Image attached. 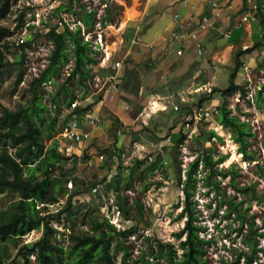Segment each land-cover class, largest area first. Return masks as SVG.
Returning <instances> with one entry per match:
<instances>
[{
	"label": "rangeland",
	"instance_id": "1",
	"mask_svg": "<svg viewBox=\"0 0 264 264\" xmlns=\"http://www.w3.org/2000/svg\"><path fill=\"white\" fill-rule=\"evenodd\" d=\"M169 1L72 0L71 8H69L68 3L70 0H16L11 7V12L6 18L1 20L2 24L8 25L12 31L14 30L12 33H17L20 27H16L18 22L16 17L20 13H22V18L28 20L30 23L35 22L36 25H39L45 19H47L48 23H52L55 19L54 17L60 12L66 14L67 18L70 19L77 18L82 12V7L86 10L89 8L95 9L93 23L88 26L90 31L89 36L94 38L97 32H101L104 49L102 47L101 51H90L91 55L95 56L97 60L89 64L93 76L87 79L89 84L88 90L85 92L81 91L82 88H77L72 78H70L69 85L74 91L79 93L80 101L83 100L82 103L90 102L94 108L98 107L100 119L102 120L101 126H94L92 129V126L87 124V129L91 130L89 131L92 135L86 141H74V139L72 140L69 137L63 136L64 127L61 126H64L65 121L61 116L66 109L64 107L65 97L63 95L64 88H62V84L66 76L65 73L70 70V67H62L60 74L55 76L57 81L54 82L55 89L51 86L52 90L57 89L58 91L57 108L60 107V114L55 126L53 138L59 139L60 147H67V150H65L66 154L71 150L77 151L80 155L83 153L85 156L97 155L100 152L105 154L106 158L101 161L102 163L99 164L96 161L92 165L86 164L85 159L79 156L74 170H70L67 175L77 176L84 180L85 185L88 186L91 180L94 182L98 172H101L103 176L107 177L102 182V194H105L107 203L111 201V198L115 201L116 190L107 185L108 181L114 175V169L110 171V157L108 152L105 151V147L113 146L116 141L117 146L120 147L126 138L128 140L130 139V143L126 145V149L119 153V160L115 166L118 173L127 172L128 165H136L135 160L137 158L143 159L147 158V154L151 155V159L147 158L148 161L145 160L139 167H135L127 188L121 182L119 183L118 191L120 194L127 196L128 203L133 206V200L138 198L143 207L141 216L135 214V211L132 210L134 218L124 222V227L131 224H136L137 226L135 231L129 233L124 238V243L128 245L129 257L127 264H168L163 259L156 260L149 253L148 245L154 241V238H160L164 241L169 240L177 246L179 239L174 236V232L182 228L185 216L179 215L184 203V193L182 184L177 180L174 171L176 169L180 170L181 179L183 180L186 176L185 172L190 161L194 159L198 152L202 151L204 146L212 147L215 156L219 153L227 154L218 163V167H228V165L232 164L237 169V173L234 175L235 182L240 185L253 184L257 195L247 190L244 206L250 204L247 215L254 214V225L260 226V229H264V224H262V220H264V200L257 198L258 195H264V177L256 171L257 165L264 169V106L259 99L256 100L255 98L257 91H260L262 98H264V89L259 87L264 81V68L261 65L264 62V40L261 39V46L256 47L249 53L240 55V61L244 60L250 64L248 69L250 79L246 83L247 88H245L246 91L244 93L238 89L233 92H223V89L229 84V75L235 63L234 55L237 50L241 49V44L240 46L234 45L232 47L226 45L214 46L211 52L212 55L216 54V56H212L208 60L209 63L201 67L204 68L203 72L205 73H203L205 78L202 81L208 82L212 88V93L207 102L215 107V109L218 104L225 102L231 108L233 114L238 115L241 120H247L249 122L254 135L250 137L251 143L247 148L253 152L255 158L252 160L244 159L242 154L237 150L238 143L231 138V131L223 125L221 127L216 126L217 114L215 110L213 111L212 117L197 123V128L191 136L182 138L180 140L181 142L175 145L174 143L170 145L165 144L162 139L170 128V120L172 118L178 120L179 116L170 107L165 111L156 109L160 103L156 101L152 103V100L156 99L158 94L155 92L163 93L161 92V88L173 84L175 88L188 85L192 81L190 76H187L191 74L190 71H193L192 64L199 63L198 60L194 61V59L205 57L196 53L193 44L189 40L184 41V54L180 59L174 61L173 65L171 63L165 64L163 61L166 56L165 49L159 48L154 51L143 49V43H155L157 37L165 33L164 30L169 24L174 12L173 5ZM106 10H110V17L108 18L102 17ZM258 27L257 24L252 25L254 37L258 36ZM29 29L30 26L25 30L28 32ZM58 29H62V26L59 25ZM28 34L29 38H31V34ZM15 37V34L6 37L9 44L7 56L13 58V63L6 66L0 76V105L13 106L17 100L26 101L30 94L28 89L29 82L19 88L18 86L16 88L14 87V80L17 77L19 69H21V65L17 62L19 56L15 54L13 45ZM33 38H35V48H32L35 50V53L38 51L35 57L37 59L40 57V54L46 52V47L50 44L49 40L40 35ZM230 39L224 37L219 41L220 44H223ZM250 44L252 45L253 43L251 42ZM105 54H110L108 60L107 58H102ZM121 57L124 58L122 61L124 66L123 74H126V77L120 82V95L117 98L108 100L107 97H104V90L107 84H102V80L107 77L110 70L109 64L113 60ZM213 63H217L216 69L212 68ZM70 64L72 65L73 62ZM161 72L166 74V78L161 79L159 77ZM96 74L100 76L99 79L96 78ZM243 74L244 69L240 66L236 72V77H234V83L239 84L238 82H240L241 84L244 82V79L241 78ZM226 79L227 81H225ZM16 90L17 96L13 97ZM42 92L44 94L43 102L50 108V112L54 114L56 109L51 107L53 98H50L51 96L48 91H45V88H42ZM123 96H126L128 99ZM126 102H129L132 108L125 109L124 104ZM144 104L146 105V113L143 116L144 119L141 118L142 121L137 125L132 122L131 116L134 115L138 105L143 106ZM154 109L156 111H152ZM114 116L122 117L120 120L123 122L122 126L125 134L117 135L115 132L116 129H113L111 126V120ZM140 124H143V126L149 129L141 128ZM211 129L215 130L222 139L214 136L211 137L209 133ZM199 131H201V134H199ZM174 137L175 134L172 136L173 141L178 135ZM134 139L142 142L146 146V149L144 148L138 155L132 153L134 147L132 141ZM50 140L47 139L46 143ZM64 142H68L69 147ZM149 142H154L155 144L161 143L162 146H151ZM232 143L236 144L235 151H237V155L234 153ZM70 145L72 146L70 147ZM157 154L162 155L163 167L165 166L166 171L155 169L150 172L146 163L152 160ZM67 163L68 166L72 165L71 161H63V164L66 165ZM201 166L202 164L199 163V167L194 174L197 181L195 187L191 189L192 195L190 196V201L196 215L194 222L201 226L199 234L210 241L207 244L205 254L207 258L206 264H230L238 258L239 252L242 250H246L248 253L251 251V247L248 245L245 246L242 242L246 224L241 230H238L239 221L234 218V213L230 212L229 197L235 194L234 189L229 183L230 177L227 175L221 178L220 175L215 174L211 177V181L203 180L204 171H201ZM70 182L69 180L66 186L71 189L73 186L72 182L70 185ZM88 190L83 194L73 195L72 201L74 205L78 206V208L76 206L72 207L75 214L69 218L67 217L69 213L67 211L64 212L61 217L63 220L61 225L57 223L62 227V230L57 231L54 228L57 240L64 246H67L70 241L68 240L69 233L67 232L68 229L66 226L70 225V231L71 229L78 230L87 228L86 220L88 214L95 212L99 216H105V209L101 207L103 205L101 195H92ZM241 196V193H237V199ZM12 197L11 192L0 194V207L5 206ZM65 201L66 195H63L54 204L47 205L49 210L41 208V212L55 211ZM41 233V228L32 229L21 237L19 244H31ZM257 246L258 249L251 264H264L263 236H258ZM16 250L17 248L15 246L8 244V251L12 253V257ZM121 252V248H118L115 264L119 263ZM178 252H181L179 248ZM142 253L144 258L140 260ZM243 259L244 256H240L239 261L242 262ZM13 261V264H21L20 258H16ZM29 264H37V259L33 255H31Z\"/></svg>",
	"mask_w": 264,
	"mask_h": 264
},
{
	"label": "trees",
	"instance_id": "2",
	"mask_svg": "<svg viewBox=\"0 0 264 264\" xmlns=\"http://www.w3.org/2000/svg\"><path fill=\"white\" fill-rule=\"evenodd\" d=\"M71 1L68 3L69 8H71ZM15 2L16 0H0V76L2 70L13 63V60H10L7 56L9 44L6 37L11 35L14 30L12 31L8 25L2 24L1 20L8 16ZM258 13L259 23L263 27L262 40H264V19L262 13L260 11ZM94 14L95 9L87 11L82 7V12L77 18L82 20L88 27L93 23ZM102 17H110V10H106ZM16 18L18 21L16 27H18L24 21L22 13L17 15ZM58 26L56 23L51 24L42 33H35V35H43L49 38L53 42V46L45 69L28 83L30 94L26 101L17 100L13 106L0 105V194L11 192L13 195L5 206L0 207V264H13V260L16 258L21 259V264H29L31 255L37 259V264H115L118 248L122 250L118 264H127L129 257L128 245L124 243V238L136 230V224L117 229L106 216H99L93 212L87 216V228L71 229L69 232L70 241L67 246L57 240L54 228L51 225L52 218L58 217L62 212L67 211L69 213L67 217H72L75 214L72 207L76 206L78 208L72 201L73 195L85 193L93 183V180H91L89 185L86 186L84 180L77 176L67 175L70 170H74L75 164L81 155L75 150H71L66 154L67 147H60L59 139L53 138L60 107L56 108V112L52 114L50 108L42 100L44 94L40 86L41 81L47 79L51 74L59 75L69 56H73L71 76L66 75L62 84L65 105L69 106L78 97L69 85L70 78L75 81L77 88H82L83 92L87 91V79L93 76L89 64L97 60L95 56L91 55L90 45L83 38L80 27L71 29L65 25L59 30ZM262 40H256L251 46L235 52V63L229 75L230 81L223 92H233L238 87V90L242 93L246 91L244 86L234 83V77L242 63L240 55L261 46ZM17 62L21 65L19 59ZM261 65L264 68V62ZM21 74V69H19L14 80L15 88L19 84ZM187 76L191 77V74ZM125 77L126 74H122L120 82ZM173 85L169 86V91L175 89ZM263 87L264 83L261 85V89H264ZM210 95L207 97H210ZM51 96L50 98L57 97L58 91L56 90ZM123 97L128 99L126 96ZM201 97L200 100H203L206 96L202 95ZM255 98L256 100L259 99L264 106V98H262L260 91L255 93ZM91 105L92 103L85 106L78 104L72 112L78 113L81 117L83 112ZM140 106L136 107V111ZM215 111L219 123L231 131V138L238 143V152H241L244 159H254L253 152L247 148L251 143L250 137L254 135L249 122L241 120L238 115L233 114L231 108L225 102L218 104ZM121 123L118 116H114L111 120L113 129H116ZM143 127L149 129L142 124L141 128ZM209 133L211 137L222 139L213 129ZM199 134H201V131H199ZM182 137H176L173 142L174 145L180 142ZM47 139L51 140L46 143ZM64 144L67 143L64 142ZM114 150L113 146L105 147L109 157ZM117 154L119 156V153ZM226 156L227 154L224 153L215 156L212 147L204 146L202 151L198 152L194 159L190 161L183 180L181 179L180 170L176 169L174 171L177 180L182 184L184 193V203L179 215H184L185 221L182 228L174 232V236L179 239L177 246L169 240L164 241L160 238H154V243H149L148 251L156 260L163 259L168 264L207 263L205 254L207 244L210 241L199 234L201 226L194 222L196 215L190 201L191 189L195 187L197 181L194 174L199 167V163H201V171H204L203 180L211 181V177L215 174L220 175L221 178L227 175L230 177L229 183L235 191V194L229 197L230 212H233L234 218L239 221L238 230H241L246 224L242 242L245 246H250L251 251L248 253L246 250H242L239 252L238 258L230 264L252 263L251 261L258 249V236L264 237V229L254 225V214L247 215L250 204L244 206V202L247 190H250L254 195H257V193L253 184L240 185L234 181L237 169L232 164L228 167H218V163ZM82 157L87 156L83 154ZM145 160L148 161L147 158H137L135 160L136 165H128L127 172L124 173H118L117 171V174L113 175L107 184L116 190L115 202L120 206L122 214L129 219L134 218L132 210L135 211V214L141 216L143 207L138 198L133 200V206L130 205L127 196L119 193V183L121 182L127 188L135 167H139ZM63 161H71L72 165L68 166V163L65 165ZM147 167L150 172L155 169L166 171L165 166L163 167L161 154H157L150 160ZM256 171L264 177V169L261 166L257 165ZM102 179L106 180L107 177L103 176ZM69 180L73 186H71V189L66 186ZM237 193L242 194L238 199ZM63 195H66V201L56 211L41 212V208L49 210L47 204L57 202L59 197ZM257 198L264 200V195H258ZM39 203L44 204L37 207ZM262 224H264V220H262ZM40 228L42 229L41 235L31 244H19L23 235L32 229ZM8 244H12L17 248L13 257L12 253L8 251ZM178 248L181 250L180 253ZM240 256H244L242 262L239 261ZM143 258L142 253L140 260H143Z\"/></svg>",
	"mask_w": 264,
	"mask_h": 264
},
{
	"label": "built area",
	"instance_id": "3",
	"mask_svg": "<svg viewBox=\"0 0 264 264\" xmlns=\"http://www.w3.org/2000/svg\"><path fill=\"white\" fill-rule=\"evenodd\" d=\"M179 6L182 8L187 9V14L183 15L179 9L174 10L172 14V19L175 23V26L172 27L167 35H166V47H165V54L166 55H175L176 57H180L183 55L185 50V44L184 41L189 40L191 44H193L196 53L198 55L204 56L208 52L207 46L203 43L202 37L200 35V32H205L211 29H214L216 27L218 18H224L227 21H231L233 19V6L231 4V1L226 3L225 5H220L218 1L216 0H207L208 6L212 9V12H196V4L192 2V0H178L177 2ZM92 8H89L87 11H90ZM225 9V11H223ZM260 11L262 13V17L264 19V0H245L244 3V11L241 12V14L238 16V19L235 22V26L239 27L244 22L248 21L249 18L255 17L256 12ZM53 22L48 23L47 19L44 21L42 20L41 24H35V22H29L28 20L24 19L23 23L19 26L17 33L15 34L16 37L14 38V48H15V54L19 56V60L21 61V78L18 84V88L20 86H23L27 82H29L32 78L37 77L40 75V73L45 69L49 62V54L50 50L53 46V42L43 35H40L44 37L45 39L49 40V46L46 47V52L43 54H40L39 58H35L38 51L35 53L34 49L32 47L35 46V38L37 35H35L36 32L42 33L47 29L48 26L51 24H57L60 26L67 25L68 28L74 29L76 27H80V31L83 34V38L88 41V44L90 45V48L92 51H101L102 47L104 49V43H103V37L101 32H97V35L92 38L89 36V29L88 27L80 20L79 18H67L66 14H62L60 12ZM38 23V22H36ZM30 26L29 31L27 32L25 29ZM31 34V38H29V34ZM224 37L230 36V29H225L223 31ZM176 44V45H175ZM143 49L145 50H151L154 51L158 47L156 43H143ZM35 48V47H34ZM35 53V54H34ZM110 54L103 55V59L107 60L109 59ZM124 57V56H123ZM124 58L121 59H115L113 62H111L109 65L110 67V73L107 75L105 79L102 80V84H107L105 90H104V97H107L108 100H112L114 98H117L120 94V77L122 76V66ZM10 60H13V58H10ZM73 56H69L67 62L63 65L64 67L69 66L70 70L65 73V75H70L72 72L73 64L70 66L69 63H72ZM243 67L247 68L246 63L242 64ZM212 68H217V64L213 63ZM120 69V71H119ZM97 79L100 78L99 75H95ZM161 79L166 78V74L161 72L160 76ZM244 79V82H242V85L247 88L246 83L250 79L249 74H246L242 77ZM54 82H56V78L54 74H51L47 79L41 81V88H45V91L49 92L50 96L57 90H52L51 86H53V89H55ZM88 83V81H87ZM53 84V85H52ZM98 85V84H97ZM89 86V84H88ZM83 91V90H81ZM212 88L211 85L208 84V82H204L201 84H195V81L192 80L188 85L180 88H176L172 91H169L167 93H158L156 99L152 100V103L159 102L158 108L156 109H162L166 110L167 108H171L172 110H175L179 116L178 120H175L176 118H172L170 121L169 129L163 136V143L165 144H172L174 141L172 140V136L175 134L182 137L183 139L187 136H191L195 132V129L197 128V123L201 120L207 119L209 117H212L213 111L215 110V107H213L210 103L207 101L208 95L211 94ZM17 90L14 92L13 97L17 96ZM76 92V91H75ZM76 95L78 96L76 99H74L69 106H64L66 111H68L66 117L70 119V121L65 125L66 121L64 122V137H69L70 139H74V141H79L81 139L82 131L79 129L80 124L86 123L89 126H99L102 122L100 119V113L99 110L93 108V106H90L88 109H86L85 112H83L82 116L79 117L78 113L72 112L73 108H75L78 104L85 106L88 103H82L80 101V95L76 92ZM206 96L203 100H200L201 96ZM52 97V96H51ZM106 99V98H105ZM151 103V104H152ZM57 97H53L51 107L57 108ZM132 105H130L129 102H126L124 104L125 109H130ZM156 109L152 111H156ZM158 111V110H157ZM146 113V105L144 104L139 108L133 118L132 122L139 125L141 118L144 119L143 116ZM147 116V115H146ZM65 118V116L63 117ZM67 120V118H65ZM142 125V124H140ZM222 126V124L219 123V121H216V126ZM116 134L121 135L125 134L123 131L122 123L119 124L116 127ZM217 133V132H216ZM87 134L86 132L84 133ZM174 137V138H175ZM213 137V136H212ZM130 143V142H129ZM127 143V144H129ZM151 146H162V144H155L154 142H149ZM126 144V145H127ZM180 144V143H179ZM126 145H121L120 147L117 146V143L113 145V148H115L114 152L111 154L109 161L111 162V169H114L113 173L114 175L117 173V169L115 166L118 163L119 156L117 153H121L126 149ZM133 152L131 149V152L135 155H138L142 152V150L146 147L142 142L133 140L132 141ZM146 149V148H145ZM83 153H81V156ZM134 156V155H132ZM136 157V156H134ZM139 157V156H138ZM105 154L103 152L98 153L97 155H90L85 157V163L88 165L94 164L96 161L102 163L105 159ZM147 158L151 159V155L147 154ZM166 161V160H165ZM103 174L101 172H98L96 179L91 184L88 192L92 195L99 194L101 195V202L103 205V209H105V216L107 219L112 222L117 229L124 227L125 221H130L129 218L125 217L122 214V211L120 209V206L112 200L109 203H107V198L105 194H102V182L103 181ZM71 185V182H70ZM44 203L38 204L37 207L43 205ZM51 205V203H48ZM47 204V205H48ZM54 204V203H53ZM57 210V209H56ZM55 210V211H56ZM62 212L58 217H54L51 220V225L53 228H55L57 231H61L62 227H60L63 216ZM57 223H60L58 225ZM68 229V233L70 232V229L68 226H66Z\"/></svg>",
	"mask_w": 264,
	"mask_h": 264
},
{
	"label": "crops",
	"instance_id": "4",
	"mask_svg": "<svg viewBox=\"0 0 264 264\" xmlns=\"http://www.w3.org/2000/svg\"><path fill=\"white\" fill-rule=\"evenodd\" d=\"M150 1H152V0H149V2ZM216 1H218L219 4L222 5V6L225 5L226 3H228L229 1H231V4L233 6V10L232 11L235 12V13L233 14V19L231 21H227V20H225L222 17L221 18H218L216 27L214 29H211V30H208V31H205V32H200V35L202 37V41L207 46L208 52H207L206 55H204L205 57H201V59L200 58H195L194 59V61L195 60H198L199 61L198 64H195V65L192 64L193 65V71H191V77H190V79L191 80H194L195 81V84H201V83L206 82V81H202L205 78L204 77V74L205 73L203 72L204 71V68H201V67H202V65L204 66V65L208 64L209 63L208 60L211 59L212 56H216V54H213L212 55V52H211L212 51V48H214V46H217V45H220V46L223 45L224 46V45H226V46L232 47L234 45H239L240 46V44H241V50H244L243 48L249 47L248 45L251 46V44H250L251 42L253 43L256 40H261L262 39V30H263V27L259 23L258 12H256L255 18L254 17L253 18H249L248 21L244 22L241 26L237 27V26L234 25L235 22H236V20L238 19V16L241 14V12L244 11V3H245V0H216ZM169 2H170L171 5H173V10L179 9L183 15H186L187 14V12H188L187 9L182 8L181 6H179V4L177 3L178 0H170ZM192 2H194L196 4V12L198 14L201 13V12H212V9L207 4V0H192ZM223 11H225V9H223ZM253 24H257V26H259L258 27V31H257L258 32V36L257 37H254V34H253L254 32L252 31V25ZM174 26H175V23H174L173 19L171 18L169 24L166 26V28L164 30L165 33L164 34H160L157 37V39H156V42L157 43L156 42L155 43L158 46L156 49H159V48L160 49H165L166 44H167V42H166V35H167L168 31L172 27H174ZM225 29H230V36L229 37H225V38H231V39L228 42H226V43L220 44V41L219 40L221 38H224L223 31ZM246 53H249V52H246ZM243 54H245V53H243ZM180 57H176V56H173V55H166L165 56V59L163 61H165V64L171 63V65H173V62L176 61V60H178V59H180ZM121 58H123V57H121ZM121 58H118V59H121ZM243 62L246 63L247 68L243 67V65H242ZM215 64H217V63H215ZM241 66L244 69L243 76L246 75V74H249L248 73V69L250 67V64L247 61H244L243 60L242 63H241ZM123 68H124V66H122V69H121L122 73H123ZM214 69H216V68H214ZM119 71H120V69H119ZM109 73H110V70H109L108 74ZM238 83L240 84V82H238ZM240 85H242V83ZM161 92H163V93L169 92V86H166V87L161 88ZM92 106H93V104H92ZM97 108H94V109L97 110ZM135 112H136V110H135ZM67 113H68V111H65L63 113V115L61 116V118H63L64 116H65V118H67V120L65 118H63L64 121H66L65 125L70 121V119L68 117H66ZM133 116H131V117L133 118ZM119 117H120L119 119L122 118L121 116H119ZM122 124H123V122H122ZM100 126L101 125H99V127ZM61 127H64V126H61ZM87 127L88 126H87L86 123L80 124L79 129L82 131V135H81V139L79 141H86V140H88V138L90 137V135H92V134H90L91 133L90 132L91 130L90 129H87ZM91 128L93 129L94 126H92ZM85 132L87 133L86 135L84 134ZM126 140H127V142H126ZM129 142H130V139L128 140L126 138L125 141L122 144L123 145H126ZM114 143H117V141L114 142ZM67 144H68V142H67ZM71 146L72 145H70V147ZM68 147H69V144H68Z\"/></svg>",
	"mask_w": 264,
	"mask_h": 264
},
{
	"label": "bare ground",
	"instance_id": "5",
	"mask_svg": "<svg viewBox=\"0 0 264 264\" xmlns=\"http://www.w3.org/2000/svg\"><path fill=\"white\" fill-rule=\"evenodd\" d=\"M258 15H259V13H258ZM257 17V16H256ZM255 18V17H254ZM214 37V36H213ZM149 51V50H148ZM165 62V61H164ZM243 63H245V62H243ZM233 66V65H232ZM225 81H227V79L225 80ZM263 83H264V81H263ZM262 83V84H263ZM261 84V85H262ZM259 87H261V86H259ZM264 88V87H263ZM222 89V88H221ZM238 89H239V87H238ZM231 91V90H230ZM219 92H220V89H219ZM225 93V92H224ZM151 94V93H150ZM222 94V93H221ZM156 97V96H155ZM261 97V96H260ZM202 98V97H201ZM204 98H206V97H204ZM208 98H210V97H208ZM220 105V104H219ZM152 108H153V106H152ZM159 110V109H158ZM172 111V110H171ZM174 111V110H173ZM168 113H169V111H168ZM176 114V113H175ZM174 115V114H173ZM173 117V116H172ZM219 119V118H218ZM218 128V127H217ZM183 138V137H182ZM181 139V138H180ZM177 141V140H176ZM181 142V141H180ZM177 144V143H176ZM233 144V147H234V153L237 155V151H235V146H236V144L235 143H232ZM241 153V152H240ZM147 164V163H146ZM145 164V165H146ZM146 168V167H145ZM140 169H143V168H140ZM96 198V197H95ZM114 198V197H113ZM113 200V199H112ZM122 211V210H121ZM128 218V217H127ZM68 227H70V225L68 226ZM57 232V231H56ZM68 232V231H67ZM68 236V235H67ZM62 237V236H61ZM68 240H69V238H68Z\"/></svg>",
	"mask_w": 264,
	"mask_h": 264
}]
</instances>
